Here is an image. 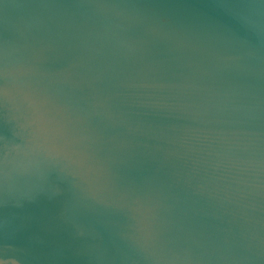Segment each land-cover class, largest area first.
<instances>
[{
	"label": "water",
	"instance_id": "1",
	"mask_svg": "<svg viewBox=\"0 0 264 264\" xmlns=\"http://www.w3.org/2000/svg\"><path fill=\"white\" fill-rule=\"evenodd\" d=\"M0 264H264V0H0Z\"/></svg>",
	"mask_w": 264,
	"mask_h": 264
}]
</instances>
